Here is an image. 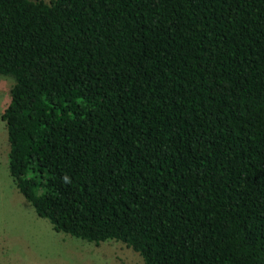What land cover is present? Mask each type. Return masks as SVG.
Segmentation results:
<instances>
[{"label": "trees", "instance_id": "trees-1", "mask_svg": "<svg viewBox=\"0 0 264 264\" xmlns=\"http://www.w3.org/2000/svg\"><path fill=\"white\" fill-rule=\"evenodd\" d=\"M7 173L56 233L142 264H264V0H0Z\"/></svg>", "mask_w": 264, "mask_h": 264}, {"label": "rangeland", "instance_id": "rangeland-1", "mask_svg": "<svg viewBox=\"0 0 264 264\" xmlns=\"http://www.w3.org/2000/svg\"><path fill=\"white\" fill-rule=\"evenodd\" d=\"M11 84L9 77L0 76V114ZM6 143L0 121V264H142L119 242L95 246L52 231L14 188L7 173Z\"/></svg>", "mask_w": 264, "mask_h": 264}]
</instances>
